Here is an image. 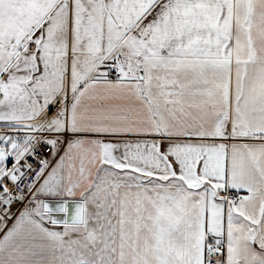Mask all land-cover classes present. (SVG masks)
I'll return each mask as SVG.
<instances>
[{"label": "snow or ice", "instance_id": "1", "mask_svg": "<svg viewBox=\"0 0 264 264\" xmlns=\"http://www.w3.org/2000/svg\"><path fill=\"white\" fill-rule=\"evenodd\" d=\"M0 264H264V0H0Z\"/></svg>", "mask_w": 264, "mask_h": 264}]
</instances>
